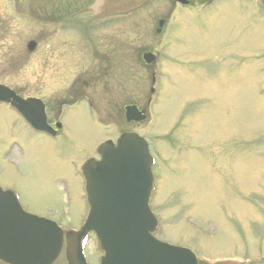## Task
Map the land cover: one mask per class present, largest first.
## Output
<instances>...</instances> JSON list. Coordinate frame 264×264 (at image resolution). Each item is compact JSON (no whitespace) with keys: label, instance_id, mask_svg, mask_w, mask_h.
<instances>
[{"label":"rangeland","instance_id":"rangeland-1","mask_svg":"<svg viewBox=\"0 0 264 264\" xmlns=\"http://www.w3.org/2000/svg\"><path fill=\"white\" fill-rule=\"evenodd\" d=\"M152 4L114 23L126 26L100 36L105 42L80 28L81 35L44 34L40 26L16 22L10 30L0 15V84L26 93H38L37 88L48 84L50 90L63 94L76 78L78 83L86 82L93 72L92 106L101 112L103 124L112 123V128L101 130L85 108L76 106L61 120L63 128L54 139L13 132L22 149L9 147L5 160H0V176L15 185L24 212L53 218L57 212L69 222L60 219L61 226L72 227L74 222L77 228L86 213L79 174L82 162L97 158L99 141L121 131L135 132L148 140L158 157L153 171L157 192L150 205L162 226L159 238L195 242L198 252L210 258L207 244L215 247V253H226L229 244L238 241L231 222L240 227L260 215L245 191L264 180V21L235 27L236 22L196 21L185 14L188 21L170 22L163 37L165 31L154 33L163 6L156 9ZM7 6L5 1L0 8L8 10ZM65 22L77 27L73 21ZM234 30L239 35L235 48ZM29 40L37 43L32 54L25 50ZM96 40L106 48L95 49L91 57L82 48ZM147 48L158 60L144 70L138 54ZM124 49L125 89L116 62ZM77 50L83 54H76ZM231 52L239 56L234 62L227 58ZM151 71L157 85L149 118L125 124L123 107L128 103L143 107L148 99ZM61 85L65 90L60 92ZM137 87L143 92L140 96ZM168 133L173 136V149L164 142ZM159 204L162 208H155ZM243 238L251 239L247 233ZM84 249L89 263L97 264L96 241L91 238Z\"/></svg>","mask_w":264,"mask_h":264},{"label":"water","instance_id":"water-1","mask_svg":"<svg viewBox=\"0 0 264 264\" xmlns=\"http://www.w3.org/2000/svg\"><path fill=\"white\" fill-rule=\"evenodd\" d=\"M143 1L97 0L88 12L94 15L122 13L136 8ZM29 46L32 48L33 44ZM149 61L146 59V62ZM135 114L134 109H127L128 120L143 119ZM98 152L101 161L90 160L83 168L90 210L84 228L75 235V256L79 255L80 237L85 231L94 230L105 253L100 264H195L188 251L161 245L149 235L156 221L147 207L151 183L148 167L151 161L145 143L133 134H124L118 139L116 147L106 144ZM36 231L31 230L33 238L27 235L30 247L22 250L18 242L19 230H12L15 242L8 251L34 254L41 240L40 234L35 239ZM46 236L49 253L45 261H48L57 252L61 240L60 234L54 238L51 233ZM32 256L29 255V258Z\"/></svg>","mask_w":264,"mask_h":264},{"label":"flooded vegetation","instance_id":"flooded-vegetation-1","mask_svg":"<svg viewBox=\"0 0 264 264\" xmlns=\"http://www.w3.org/2000/svg\"><path fill=\"white\" fill-rule=\"evenodd\" d=\"M7 1L9 5V0H4L3 3ZM62 2H67L69 0H61ZM209 0H160V3L156 6V9L161 8V11H163V15L160 13V19L166 20L171 18L173 14L172 11L176 10L179 7L187 8V9H193L196 6H205V4ZM93 2V0H72V5L79 9L83 6L89 5ZM214 3L217 6V17L219 18V21L222 23V25H225L227 22H236L235 27L239 25L241 22L248 21L249 23L252 21H264V0H215ZM11 5V4H10ZM63 9L60 8V11ZM53 14L52 16H54ZM63 17V14H57L55 15V18L59 19ZM159 19V20H160ZM94 19L90 18L89 15H83L79 18V21L81 22H89L91 23ZM102 23L99 24V26H95L94 29H91V31L95 34H98V32L103 33L105 36L108 31H111L110 22L107 18L101 19ZM97 21V20H96ZM95 22V21H94ZM91 28V25L88 26ZM234 27V28H235ZM237 31L234 30L233 38H231L232 46L234 48L239 43V35L236 36ZM100 48H103L100 46ZM94 49V48H93ZM125 53V51H123ZM125 63L127 61L122 56L121 59V83L124 85V88L127 86V78L125 76ZM94 79L88 80V82H85L84 85L85 89L84 92H81V89L77 88L78 91L81 92L79 96L77 94H71L67 96L65 100L58 99L57 97L52 98L54 96H51L48 94V87L47 85H43V87L40 89V94L38 95H25V93H22L20 91L14 90L17 97H19L22 100L27 99H36L39 100L43 106V113L44 118L46 121V124L50 126L52 129L55 130L54 136L56 137L59 133L60 129L56 130V124L58 123V120L61 117V108L64 107L67 101H72V97H81L83 100H88L89 105L91 107L90 113L92 115L95 113L97 114V110L92 108L91 104V96H93V93H90L93 91V86L96 85L94 82ZM122 89V90H123ZM89 92V93H88ZM135 92L137 96H140L143 94V92H140L138 87L135 89ZM144 97V95H143ZM142 97V98H143ZM87 98V99H86ZM80 100V101H81ZM13 132L23 133L27 135V137L38 134V135H44L42 133L33 132V130L28 127L25 122L22 120V118L16 113V111L10 106V103H2L0 102V134L5 133L6 135H0V160H5L6 152L9 150V147L13 146H19L20 149L22 144H20L13 136ZM45 136V135H44ZM43 136V137H44ZM254 188L245 191L247 193V197L249 199L247 200H254L255 204L252 203V207L257 210L259 217L254 218L251 217L248 219L246 225L252 221L253 224L251 227H247L243 229V232L238 228L237 223L234 221L236 232L238 233L239 239L233 240V244H229L231 246V249L226 253H212L213 256H219L220 259L217 260L214 263H207L205 261H198V264H241V257L248 256L246 260L250 261L252 264H262L264 263V202L262 200L264 199V180L258 181L254 186ZM0 188L2 191H8L12 193H17L15 190V185L11 182V179H5V176H0ZM261 211H259V210ZM263 210V211H262ZM30 212V211H29ZM31 213V212H30ZM39 215L38 213H35ZM56 214H58L56 212ZM45 216L46 218H49L45 214L39 215V216ZM58 220V225L60 226V217L58 216L56 218ZM241 224V223H240ZM61 228H64L62 226ZM70 229V228H66ZM242 232V233H241ZM247 233L251 239L249 241H244L243 235ZM251 245V252L249 253V248ZM210 247L209 254L211 252H215V247L212 245H207ZM249 246V247H248Z\"/></svg>","mask_w":264,"mask_h":264}]
</instances>
